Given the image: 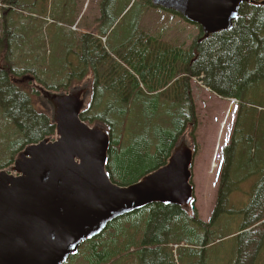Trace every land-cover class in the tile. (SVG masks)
<instances>
[{"label":"trees","instance_id":"trees-1","mask_svg":"<svg viewBox=\"0 0 264 264\" xmlns=\"http://www.w3.org/2000/svg\"><path fill=\"white\" fill-rule=\"evenodd\" d=\"M1 1L7 7L0 18V114L14 131L11 139L2 136L12 158L1 166H10L25 146L55 132L38 95L23 81L27 76L54 92L90 82L93 98L82 122L100 123L114 132L113 122L130 113L137 130L122 146L112 133L108 154L107 172L119 186L134 184L164 166L185 132L194 142L197 115L191 80L237 104L207 222L194 205L187 213L154 204L108 224L67 264H208L209 250L229 235L236 238L230 264H264V106L258 105L264 86L261 0L242 5L227 31L204 38L199 29L188 49L144 31L145 12L127 24V35L119 38L123 12H107L116 0H101L97 36L72 31L73 13L48 12L45 0ZM149 6L156 9L152 0ZM53 25L57 31L44 38L43 29ZM234 194L240 196L232 198ZM243 201L247 204L242 207L233 205ZM224 216L241 227L226 233Z\"/></svg>","mask_w":264,"mask_h":264},{"label":"water","instance_id":"water-1","mask_svg":"<svg viewBox=\"0 0 264 264\" xmlns=\"http://www.w3.org/2000/svg\"><path fill=\"white\" fill-rule=\"evenodd\" d=\"M250 0H152L197 25L204 38L232 28ZM264 5V0L261 2ZM55 136L26 146L0 169V264H65L108 224L151 205L189 212L194 151L184 134L166 164L119 186L106 171L109 131L80 120L91 84L52 92L34 82Z\"/></svg>","mask_w":264,"mask_h":264},{"label":"rangeland","instance_id":"rangeland-1","mask_svg":"<svg viewBox=\"0 0 264 264\" xmlns=\"http://www.w3.org/2000/svg\"><path fill=\"white\" fill-rule=\"evenodd\" d=\"M45 1L48 12H70V14L72 12L74 17L82 18L78 26L75 25L76 27H73L75 28V33H95L94 20L98 15L97 13L100 12L101 0ZM6 7V4L0 0V13L2 16L4 15L3 10L6 11ZM107 12H116V14L124 12L121 18L125 20L121 23L119 28V38H124L127 35V24L129 25L140 12H145L141 20V28H143L144 31L159 36L165 42L174 43L178 48L188 49L199 34V28L197 26L195 28L189 23L185 24L180 17H172L170 14H166L158 8H151L149 6V0H116L115 5ZM49 21L51 22V20ZM56 31L57 27L53 25L47 30L44 28L42 35L45 38L46 35L49 36V34H53ZM79 35L80 34H78V36ZM58 55L59 51L55 52L54 58L58 57ZM2 56L3 53L0 54V57ZM10 60L14 62L15 59L12 57ZM18 61L20 60L17 59L16 62ZM24 81L29 83L27 80ZM190 86L196 104L197 115V128L192 137L194 138V142L190 139L191 145L197 148L192 167V183L195 196L193 205L198 210L201 219L208 221L215 207L222 163V148L230 141L237 112V104L234 100H227L214 95L196 80H191ZM258 105L264 106V86L258 100ZM134 111L135 109L133 108L131 113ZM101 125L107 128L103 124ZM113 125L115 136L120 141L121 146L125 143L124 141L131 139V132L137 130L135 129L133 118H131L130 113L126 115V118L123 120H115ZM107 130L112 140V133L114 132H112L110 127L107 128ZM188 132L189 131L185 132V134L189 135ZM3 135L11 139L14 135V131L12 124L8 120L2 118L0 114V166L8 163L12 158V154L10 155V145L5 143L2 137ZM111 180L115 183L112 178ZM250 184L251 182H249V185ZM239 196L240 194H234L232 198H237ZM243 203L247 204L246 201H243L234 203L233 205L242 207ZM234 217L236 220L239 219L237 215H234ZM223 218L222 222L228 226V229L225 230L226 233L230 234L233 231H237L242 225L234 222L231 217L230 219H228L227 216ZM235 240L236 238H230L229 235L221 240L217 247L211 248L208 253V264H230L236 245L234 243ZM69 260L72 261L71 257ZM68 261L65 264H67Z\"/></svg>","mask_w":264,"mask_h":264},{"label":"crops","instance_id":"crops-1","mask_svg":"<svg viewBox=\"0 0 264 264\" xmlns=\"http://www.w3.org/2000/svg\"><path fill=\"white\" fill-rule=\"evenodd\" d=\"M204 221V220H203Z\"/></svg>","mask_w":264,"mask_h":264}]
</instances>
